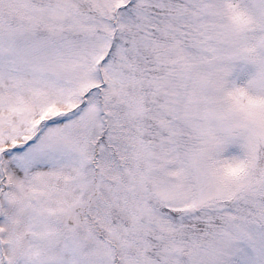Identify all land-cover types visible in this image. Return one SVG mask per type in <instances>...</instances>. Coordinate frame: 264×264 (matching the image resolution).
Wrapping results in <instances>:
<instances>
[{"label": "snow or ice", "instance_id": "6c2138e0", "mask_svg": "<svg viewBox=\"0 0 264 264\" xmlns=\"http://www.w3.org/2000/svg\"><path fill=\"white\" fill-rule=\"evenodd\" d=\"M0 264H264V0H0Z\"/></svg>", "mask_w": 264, "mask_h": 264}]
</instances>
